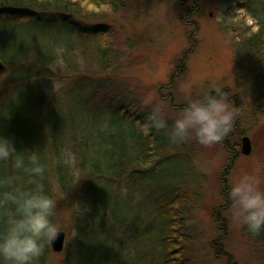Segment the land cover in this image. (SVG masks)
I'll list each match as a JSON object with an SVG mask.
<instances>
[{"label": "rangeland", "instance_id": "obj_1", "mask_svg": "<svg viewBox=\"0 0 264 264\" xmlns=\"http://www.w3.org/2000/svg\"><path fill=\"white\" fill-rule=\"evenodd\" d=\"M241 1L196 0L194 10L191 0L183 4L181 0H127L120 9L102 10L101 19L78 17L85 30L104 24L114 29L116 41L105 64L97 58L92 44L77 33L70 36L55 24L41 26L49 48L57 39L71 41L69 49L58 42L56 62L38 85L45 97L39 120L47 123L52 114L65 134L64 143L77 136L81 143L99 142L95 149H113L125 141L116 135L109 137L118 130L116 114L104 110L100 117L103 120H97L98 115L90 108L97 110L100 105L94 101L86 104L95 85L99 92L126 94L122 103L134 111H140L143 96L153 94L166 99L169 111L175 112L186 100L199 95L210 81L220 79L227 84L226 91L232 89L229 98L239 107L234 128L223 142L210 147L194 141L182 144V151L174 148L163 153L154 174H127L112 179L103 172L99 178L92 177L94 174L81 167L75 145H66L63 158L69 164L70 184L62 188L54 174L51 179L53 196L60 198L57 219L65 224V244L60 252L50 249L45 264H65L66 255L76 246L77 225L92 221L87 200L96 191L113 197V203L116 200L118 216L126 223L109 228L111 241L122 242V252L117 245L114 249L118 259L128 252L133 264H161L159 241L158 258L148 261L141 257L149 248L143 199L154 187H158V198L173 196L176 187L180 190L184 264H264V243L247 233L227 199L230 184L246 173L256 177L264 188V63L255 62L244 45L258 26L240 6ZM186 8H190L187 24L180 18ZM38 29L34 25H16L12 33L17 39L31 41ZM40 42L35 37L30 43L35 47ZM8 73L6 70L0 74V101L13 96L20 102L26 91L14 95L19 83H9ZM82 75L88 80L81 79ZM51 104L57 107L52 106L50 111ZM18 107L24 108L22 104ZM39 116L29 114L25 122L33 125ZM123 128L129 131L124 144L129 149L133 144L132 130L127 124ZM243 135L251 140L248 155L241 152ZM158 136L173 147L163 131H158ZM40 139L43 137L35 132L30 143L37 144ZM122 184L128 187L127 196L121 195ZM161 220L158 213V234ZM84 248L87 247H80Z\"/></svg>", "mask_w": 264, "mask_h": 264}, {"label": "trees", "instance_id": "obj_2", "mask_svg": "<svg viewBox=\"0 0 264 264\" xmlns=\"http://www.w3.org/2000/svg\"><path fill=\"white\" fill-rule=\"evenodd\" d=\"M127 0H0V59L6 65L5 71L8 70V82L19 83L14 95L24 90L26 93L20 102L14 97H8L3 102L0 101V135L9 137L14 143L17 150H38L42 155V161L47 165L43 183L50 194L53 195L52 174L55 175L57 184L66 188L71 181L69 164L65 162L66 145L74 144L76 154L80 160V165L89 173L94 174L92 177L99 178L104 172L109 178L117 179L127 174L144 175L149 172L156 173L158 161L173 150H181L182 144L168 146L167 142L160 141L157 130L145 133L141 128V122L145 113L134 111V108H128L123 100L127 98L124 93L118 92H99L95 86L92 95L87 97L86 104L92 101L97 102L100 107L90 108L98 115L97 120L101 119L104 110L118 116V130L111 133L109 137L118 136L121 140L125 139L123 144L105 149H95L99 142L81 143L77 136H73L63 142L65 134L60 132L59 123L56 118L50 114L47 123L40 121V109L45 105V97L39 88V82L42 77H48L56 62V45H62L70 48L71 41L58 39L53 42L54 47L49 48L45 44V23L55 24L59 30L66 29L68 34L87 39L95 49L99 61L107 62L108 52L116 41V34L109 25H98L90 29H83L78 17L83 19H101L102 10H117L126 5ZM192 6L195 10L197 6L195 1ZM257 23V30L246 38L245 47L249 56L255 62L264 63V0H242L241 5ZM190 9V8H189ZM187 9L180 15L183 23L187 22L190 16V10ZM186 18V19H185ZM34 25L40 28L33 32L31 41L36 37L43 43L32 46L31 41L17 39L12 33L16 25ZM187 24V23H186ZM44 27V28H41ZM87 31V32H86ZM35 33V34H34ZM33 39V40H32ZM28 41V42H27ZM59 42V43H58ZM44 44V45H43ZM52 49V50H50ZM81 79L88 78L82 75ZM88 86V85H87ZM90 89V91L92 90ZM22 104L24 108L17 106ZM51 111L52 106L48 105ZM57 107V106H56ZM29 114L39 116L35 124L26 123ZM120 118V119H119ZM132 130L133 142L129 149L124 146L127 134L123 127L125 125ZM42 136L43 140L37 144H31L30 140L33 133ZM77 141L74 142V139ZM71 139L73 142H71ZM117 144V143H116ZM176 148V149H174ZM106 158H105V157ZM101 161V162H100ZM106 162V163H105ZM5 168L0 165V170ZM136 177V176H134ZM25 179L28 177L25 175ZM92 181V186H93ZM90 185V184H89ZM176 193V195H175ZM113 197L105 194L96 193L87 200V208L92 215L90 223L85 222L83 225L78 224L75 249L68 253L65 258V264H133L128 252L122 253V259L117 257L114 251L115 246L120 249L122 242L111 241L110 226L125 225V221L118 216L117 204L112 202ZM143 206L146 211L147 234L146 243L149 244L148 250L141 257L147 258L148 261L158 258V241L161 264H184L185 256L183 252L181 211L183 209V199L180 190L176 187L173 196H163L158 198V187L150 188ZM158 213L162 218L161 231L158 234ZM180 216V217H179ZM182 224V225H181ZM248 233V232H247ZM249 234V233H248ZM251 235V234H250ZM253 239L264 243V233L253 236ZM84 238V239H82ZM114 243V244H113ZM140 243V241L138 242ZM87 248L80 249L81 246ZM50 246L46 248L38 264H45L47 255L50 252ZM86 252V253H85ZM79 253H85L80 255ZM127 254V255H126ZM128 256V257H127ZM120 257V256H119Z\"/></svg>", "mask_w": 264, "mask_h": 264}, {"label": "clouds", "instance_id": "obj_3", "mask_svg": "<svg viewBox=\"0 0 264 264\" xmlns=\"http://www.w3.org/2000/svg\"><path fill=\"white\" fill-rule=\"evenodd\" d=\"M220 79L170 112L164 98L147 94L140 100L145 133L163 131L172 144L196 142L219 144L234 128L239 107L229 98ZM0 264H38L46 248L65 230L57 219L58 200L43 183L47 165L38 150H17L15 143L0 135ZM25 175L28 179H25ZM127 196L128 187L120 186ZM234 215L253 236L264 233V188L251 174L241 175L227 190Z\"/></svg>", "mask_w": 264, "mask_h": 264}, {"label": "water", "instance_id": "obj_4", "mask_svg": "<svg viewBox=\"0 0 264 264\" xmlns=\"http://www.w3.org/2000/svg\"><path fill=\"white\" fill-rule=\"evenodd\" d=\"M6 65L0 59V74L5 70ZM251 140L248 136L243 135L241 137V152L244 155H248L251 152ZM66 233L61 232L59 236L49 245L54 252H60L64 248Z\"/></svg>", "mask_w": 264, "mask_h": 264}, {"label": "flooded vegetation", "instance_id": "obj_5", "mask_svg": "<svg viewBox=\"0 0 264 264\" xmlns=\"http://www.w3.org/2000/svg\"><path fill=\"white\" fill-rule=\"evenodd\" d=\"M188 1H190V0H181V3L183 4V3H186V2H188ZM187 9V8H186Z\"/></svg>", "mask_w": 264, "mask_h": 264}]
</instances>
